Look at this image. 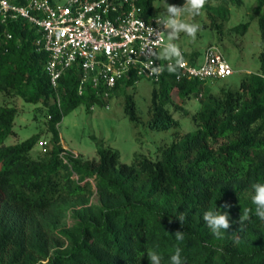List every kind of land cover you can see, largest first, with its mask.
<instances>
[{
    "label": "trees",
    "instance_id": "16d2710c",
    "mask_svg": "<svg viewBox=\"0 0 264 264\" xmlns=\"http://www.w3.org/2000/svg\"><path fill=\"white\" fill-rule=\"evenodd\" d=\"M152 2L140 0L147 17ZM253 9L264 30V0ZM214 10L230 18L223 6ZM10 30L8 39L0 29V93L45 104L53 136L51 149L38 157L31 151L40 134L5 144L18 110L0 103V264H149V250L170 264L176 247L185 264H264V222L255 215L251 187L264 183V51L261 71L249 73L238 90L224 87L215 94L204 82L165 76L153 92L152 127L179 125L167 108L174 92L182 94V103L192 94L202 96L194 115L198 127L178 132L157 159L138 156L128 164L111 147L84 160L63 146L57 128L63 117L82 104L108 100L90 87L79 94L77 67L55 89L45 68L47 54L37 49V28L17 21ZM137 79L129 75L114 90ZM127 102L138 120L133 98ZM225 203L231 208L224 209ZM216 207L231 220L249 208L251 218L243 231L232 224L217 239L202 219ZM181 213L182 227L176 219ZM177 230L185 233L182 242L172 235Z\"/></svg>",
    "mask_w": 264,
    "mask_h": 264
},
{
    "label": "rangeland",
    "instance_id": "374dc122",
    "mask_svg": "<svg viewBox=\"0 0 264 264\" xmlns=\"http://www.w3.org/2000/svg\"><path fill=\"white\" fill-rule=\"evenodd\" d=\"M54 1L66 3L68 0ZM256 1L242 0L239 4L231 0H207L199 15L193 17L185 13L183 17L187 22L200 25L195 41L184 33L175 41L180 50L186 52L187 59L201 64L209 45H218L234 68L232 75L205 82L204 87L212 93L218 94L224 87L238 90L249 73L261 71L264 30L260 24V14L254 13ZM152 3V15L162 17L166 13L167 4L183 6L185 0H153ZM219 6L229 10V19L222 18L214 10ZM246 24L248 27L242 33ZM159 87V83L149 78H138L134 84H122L114 90L106 103H95L93 107L80 105L58 123L62 144L84 160L97 158L101 147L119 151L121 163L131 164L138 156L157 159L160 149L171 145L178 132L188 133L197 129L194 115L201 107L202 98L199 94H192L182 103V94L174 92L172 103L167 108L179 121V125L166 130L157 129L152 127L151 106L153 92ZM128 97L133 98L138 120L131 118ZM0 103L18 110L14 131L5 140V144L22 142L40 134V140L31 154L38 157L51 149L53 133L45 104L27 102L11 92L0 93ZM68 221L71 222V219Z\"/></svg>",
    "mask_w": 264,
    "mask_h": 264
},
{
    "label": "built area",
    "instance_id": "2783aa9c",
    "mask_svg": "<svg viewBox=\"0 0 264 264\" xmlns=\"http://www.w3.org/2000/svg\"><path fill=\"white\" fill-rule=\"evenodd\" d=\"M158 18L145 16L140 0H0V29L6 38L13 37L10 25L17 21L37 28V49L47 54L45 68L55 89L63 74L75 67L81 73L79 94L90 87L106 100L129 75L160 83L173 74L175 81L205 83L234 73L218 45H209L201 64L188 60L181 50L183 64L169 73L168 61L157 58L160 41L165 40L164 33L154 31L162 30ZM154 67L165 70L153 72Z\"/></svg>",
    "mask_w": 264,
    "mask_h": 264
},
{
    "label": "clouds",
    "instance_id": "9594fccd",
    "mask_svg": "<svg viewBox=\"0 0 264 264\" xmlns=\"http://www.w3.org/2000/svg\"><path fill=\"white\" fill-rule=\"evenodd\" d=\"M207 0H185L183 6L175 4H167L166 13L156 19V23L162 30L154 29L158 34H166V40L160 41V52L157 54V58L160 60L168 61L166 65L169 73L177 71V67L183 64V57L181 50L175 41L179 38L181 33H184L190 37L193 41L196 39L197 32L200 30V25L196 23L187 22L183 19L185 13L195 17L201 13L205 7ZM174 62V63H173ZM164 67H154L153 72H163ZM254 195L252 196V202L255 207V215L264 222V183H254L251 185ZM224 209L231 208L230 204L225 203L222 206ZM251 209L245 208L241 212L238 220H231L228 211H222L220 208L215 210H205L203 213V221L206 226L211 230L212 235L217 239H222L224 234L231 228L232 224H239V229L236 232L244 230L245 222L249 220ZM181 227L184 224L186 216L181 213L176 218ZM172 220H169L171 223ZM174 238L178 242H182L185 237L183 231L177 230L173 233ZM235 243H239L237 237ZM147 258L149 264H162V257L156 251L149 250L147 252ZM170 264H185V261L181 257V249L175 248L174 254L170 257Z\"/></svg>",
    "mask_w": 264,
    "mask_h": 264
},
{
    "label": "crops",
    "instance_id": "0c3cea01",
    "mask_svg": "<svg viewBox=\"0 0 264 264\" xmlns=\"http://www.w3.org/2000/svg\"><path fill=\"white\" fill-rule=\"evenodd\" d=\"M196 56V55H195ZM64 147L66 146L64 143H63ZM67 147V146H66Z\"/></svg>",
    "mask_w": 264,
    "mask_h": 264
}]
</instances>
